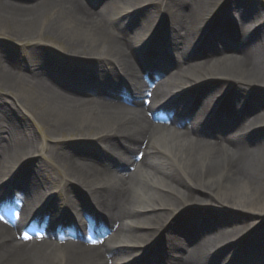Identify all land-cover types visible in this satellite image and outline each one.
Masks as SVG:
<instances>
[{
  "label": "bare ground",
  "instance_id": "obj_1",
  "mask_svg": "<svg viewBox=\"0 0 264 264\" xmlns=\"http://www.w3.org/2000/svg\"><path fill=\"white\" fill-rule=\"evenodd\" d=\"M137 1L0 0V264H264V2Z\"/></svg>",
  "mask_w": 264,
  "mask_h": 264
},
{
  "label": "rangeland",
  "instance_id": "obj_2",
  "mask_svg": "<svg viewBox=\"0 0 264 264\" xmlns=\"http://www.w3.org/2000/svg\"><path fill=\"white\" fill-rule=\"evenodd\" d=\"M25 1L27 3H33L34 0H25ZM257 1H259V0H257ZM260 1H263L264 2V0H260ZM102 3L103 2H101V0H97V1L92 0V2L89 3V7L92 8L93 10H98L99 8H101ZM135 3H137V4L144 3V4H142V6H145L146 4L149 5L148 0H139V1L135 2ZM225 5H226L225 1H221L220 3H218V5L216 6V8L214 10V13H213L214 17L211 18V20H209V21L207 20L210 23L208 25H219L218 23L221 20L219 18H217V16H219V14H221V13H226V6ZM222 21H223V19H222ZM203 22H205V20H203ZM148 23H149L150 29L153 28L154 32L155 31L157 32L158 30H161L163 28V26L165 25V22H163L161 19H159V16H158L157 13L155 14V17L153 18V20H151ZM220 24H223V23L220 22ZM203 25L206 26L207 25V22L203 23ZM3 28L4 29L5 28L6 29H10V28H7V27H0V30H1L0 31V45H2L5 49L12 50L13 54L15 53L18 56H22V57L25 56L26 57L27 56L26 54H29V47H26V46L27 45L34 44L35 41H33V40L20 41L14 35L7 34L6 31H3L2 30ZM135 41L138 44L142 43L141 37L135 36ZM42 42H44V41H42ZM213 42L215 43V45H221V43H219L217 41H213ZM46 43H48L47 45H50V42H46ZM55 44L58 45L57 43H55ZM56 47H58V46H56ZM192 51H190V52H192ZM227 52L228 53H231L230 50H228ZM212 81L214 82L213 79L209 78V79H207L205 81V83H208L209 84ZM2 84H3V86H0V103L3 105L2 107H4L5 109L7 108L6 110H8V109H10L13 106V105L8 106V103H10V102L11 103H14L16 105V107H18V109L12 111L13 112V116L16 115V116L19 117V119L24 120V121H27V122H30V123H32V125L34 124L37 132L42 137L43 136V133H42V129L40 128V126L33 120L32 116L28 112L24 111L23 107L20 104H17L15 102V99H14V97H16V98L18 97L19 102L22 103V104H24L23 106H25V104H26L28 107L27 106H25V107H27L29 110H33L36 114H40V113L42 114V112H43L42 109H39L37 107H33V104H34L33 101H36V99L34 98L35 95L33 94V92L31 90L27 89V88H23V89H20L19 90V89H17V87H16L15 84H6L5 82H2ZM8 90H10V91L8 92ZM177 90H180L182 92V88H177ZM227 92H228V90H227ZM173 98L174 97L169 98L170 101H172ZM217 99H218V97H217ZM222 100L223 99H221V101ZM220 105L221 106L223 105V101L221 102ZM256 127H259V126H256ZM48 138H46V139H48ZM78 140L77 139H75V140L68 139V140H65V141H61L60 142V145L63 148L67 149V150H77V149H79L84 144V143H82L81 141H78ZM40 141H41V139H40ZM48 142H49V144H51V140H48ZM39 153L40 152H38L37 154H35L33 156V159L37 158L38 159V162L40 161L39 164H38V162L36 163V162H34V160L30 159L28 162L22 163V165H20V168L14 170L12 172V174L10 173L9 167L7 166L8 164L5 163V165H6L5 168L7 169L6 177L8 178L10 176L15 175L16 173H19L18 174L19 177H23L26 174L25 172L31 171V169H33V167H35V164L36 165L37 164L38 165L43 164L44 163V159L43 158H48V156H47L48 155V151L46 150L45 151V154L40 153V155H39ZM40 156H42V157L40 158ZM54 175L56 177L58 176L57 173H55ZM47 186L50 187L51 185L50 186L47 185ZM76 188H77V185H76ZM44 189H46V188H44ZM50 189L51 188H48V189H46V191L48 192V191H50ZM78 189H79V186H78ZM60 206L65 207L66 206V203L65 202H60ZM191 207L192 208H196V206H191ZM219 209H221V208H219ZM88 217H89V215H87V217L85 215L82 217L85 220V223H87L86 220H88ZM147 240L148 239H146L145 241L147 242ZM149 246L150 247H153V244H151V245L149 244L148 245V243H147V245L146 246H143L141 249H144L145 250V249L149 248ZM238 247L239 246H237V249H238ZM229 251L230 252H227V254H226L227 257L230 256V255L232 256L234 254V253L231 254V252H232L231 250H229ZM126 256H129L128 259L131 262L135 261V259H134L135 255L130 254V252H128L126 254ZM224 259H225V256L223 257L222 260H224ZM222 260H221V262H222ZM235 262L236 263H239L237 261H235Z\"/></svg>",
  "mask_w": 264,
  "mask_h": 264
}]
</instances>
